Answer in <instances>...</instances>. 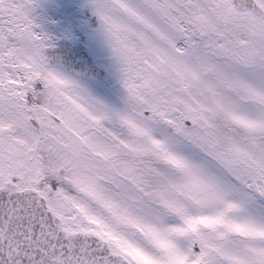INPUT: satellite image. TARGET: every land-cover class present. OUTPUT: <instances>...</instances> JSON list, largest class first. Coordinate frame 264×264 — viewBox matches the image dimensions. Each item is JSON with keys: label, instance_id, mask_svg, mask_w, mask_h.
Masks as SVG:
<instances>
[{"label": "snow or ice", "instance_id": "1", "mask_svg": "<svg viewBox=\"0 0 264 264\" xmlns=\"http://www.w3.org/2000/svg\"><path fill=\"white\" fill-rule=\"evenodd\" d=\"M0 264H264V0H0Z\"/></svg>", "mask_w": 264, "mask_h": 264}]
</instances>
